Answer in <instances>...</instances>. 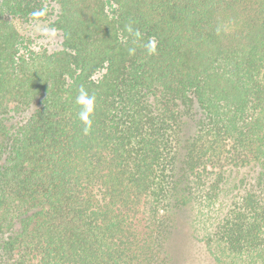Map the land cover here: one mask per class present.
Returning <instances> with one entry per match:
<instances>
[{"label": "trees", "instance_id": "trees-1", "mask_svg": "<svg viewBox=\"0 0 264 264\" xmlns=\"http://www.w3.org/2000/svg\"><path fill=\"white\" fill-rule=\"evenodd\" d=\"M54 2L0 0V264H264V0Z\"/></svg>", "mask_w": 264, "mask_h": 264}, {"label": "rangeland", "instance_id": "rangeland-1", "mask_svg": "<svg viewBox=\"0 0 264 264\" xmlns=\"http://www.w3.org/2000/svg\"><path fill=\"white\" fill-rule=\"evenodd\" d=\"M48 2L52 10V16L49 17V19L33 22L21 20L17 21L16 24L23 34L30 35L34 39V46L37 49L56 51L62 47L63 36L61 31L52 27L50 22V18L54 19L56 17L58 7L54 0H48ZM192 213L193 212L191 208L186 207L180 213L181 220L189 223V220L192 217ZM187 236L188 233L186 231L179 230L177 235H175V240L179 241L181 247L185 249V252H188V254L192 258H197L195 260L197 264H206L205 260L201 259L204 257L202 249L195 248V243L191 241Z\"/></svg>", "mask_w": 264, "mask_h": 264}, {"label": "clouds", "instance_id": "clouds-1", "mask_svg": "<svg viewBox=\"0 0 264 264\" xmlns=\"http://www.w3.org/2000/svg\"><path fill=\"white\" fill-rule=\"evenodd\" d=\"M43 13H35L34 15H42ZM126 31L133 36L135 39L133 40V43H135L137 40L141 38V32L138 29H134L131 24H128L125 26ZM144 48L147 50V53L149 55H153L156 53V42L153 40H148L146 44L143 45ZM128 52L130 55H134L136 52L135 47H130L128 49ZM95 101L96 98L94 95H90L89 92L81 86L78 95L76 96V104L79 106V112H78V119L83 123L84 125V133L88 134V132L91 130L93 125V117L95 113Z\"/></svg>", "mask_w": 264, "mask_h": 264}]
</instances>
